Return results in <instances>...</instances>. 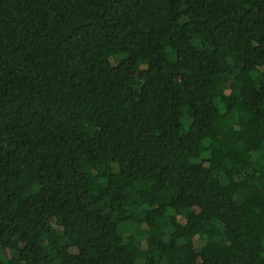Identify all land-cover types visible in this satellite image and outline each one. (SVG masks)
Wrapping results in <instances>:
<instances>
[{
    "label": "trees",
    "instance_id": "obj_1",
    "mask_svg": "<svg viewBox=\"0 0 264 264\" xmlns=\"http://www.w3.org/2000/svg\"><path fill=\"white\" fill-rule=\"evenodd\" d=\"M0 264H264V0H0Z\"/></svg>",
    "mask_w": 264,
    "mask_h": 264
}]
</instances>
